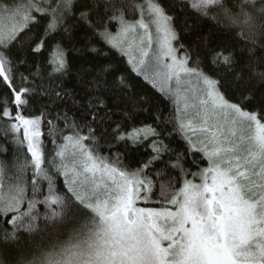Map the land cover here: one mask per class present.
I'll return each instance as SVG.
<instances>
[{
	"label": "snow or ice",
	"instance_id": "obj_1",
	"mask_svg": "<svg viewBox=\"0 0 264 264\" xmlns=\"http://www.w3.org/2000/svg\"><path fill=\"white\" fill-rule=\"evenodd\" d=\"M0 264H264V0H0Z\"/></svg>",
	"mask_w": 264,
	"mask_h": 264
},
{
	"label": "trees",
	"instance_id": "obj_2",
	"mask_svg": "<svg viewBox=\"0 0 264 264\" xmlns=\"http://www.w3.org/2000/svg\"><path fill=\"white\" fill-rule=\"evenodd\" d=\"M3 134V130L2 129H0V135H2Z\"/></svg>",
	"mask_w": 264,
	"mask_h": 264
}]
</instances>
